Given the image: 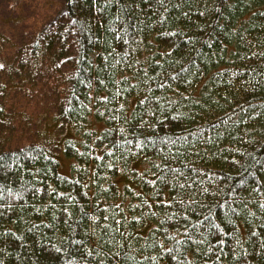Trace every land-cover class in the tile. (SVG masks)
<instances>
[{"label":"trees","instance_id":"1","mask_svg":"<svg viewBox=\"0 0 264 264\" xmlns=\"http://www.w3.org/2000/svg\"><path fill=\"white\" fill-rule=\"evenodd\" d=\"M135 3L60 0L0 44L6 95L62 122L0 138V264H264V0Z\"/></svg>","mask_w":264,"mask_h":264},{"label":"rangeland","instance_id":"2","mask_svg":"<svg viewBox=\"0 0 264 264\" xmlns=\"http://www.w3.org/2000/svg\"><path fill=\"white\" fill-rule=\"evenodd\" d=\"M13 1L16 0H0V32L11 38L13 45H5L6 40L0 38V44L4 45L6 52L16 51V47L23 42L27 32L36 26L38 20L54 12H58L60 0H20L19 4L13 5ZM9 19V20H8ZM10 21V22H9ZM9 47H11L9 49ZM5 52V53H6ZM1 74L8 72L6 65L0 69ZM10 88H15L5 85V79L0 80V106L3 101L11 99L12 106L9 108L8 105H4L2 118L5 115H11L14 123L11 122L6 124L4 120L0 118V138L3 136L8 137L12 135V139L8 143L4 144V147H13L26 145L29 143L41 142L53 139H59V134L56 135L58 126H62V122L57 120V109L49 107V100L47 102L39 103L38 97L31 98L26 92H20L12 90L11 96L6 95ZM36 96V95H34ZM30 100H32L30 102ZM36 103L39 105L37 106ZM7 141V140H6ZM3 147V148H4ZM5 149V148H4ZM62 171H69V164L65 159L62 160Z\"/></svg>","mask_w":264,"mask_h":264},{"label":"snow or ice","instance_id":"3","mask_svg":"<svg viewBox=\"0 0 264 264\" xmlns=\"http://www.w3.org/2000/svg\"><path fill=\"white\" fill-rule=\"evenodd\" d=\"M69 2H71V0H69ZM116 2L119 3V0H116ZM111 3H112V0H103V5L104 6H107V5L111 4ZM134 3H135V0H134ZM157 3H158L159 6H163L164 3H165V0H157ZM135 7L139 8V3H135ZM98 11H103V7L99 8ZM116 18L117 19H122V17H120V16H117ZM162 19H163V17H162ZM0 67H3V65L0 64ZM173 75L175 76V74H173ZM160 87H162V85ZM155 98L159 99V97H155ZM101 99H108V97H101ZM121 107H123V105H121ZM120 131L123 132L124 129L121 128ZM137 147H143V145L138 142L137 143ZM109 151H111V150L109 149ZM0 159H3V157L0 156ZM108 167H112V165L109 164ZM152 183H155V181H152ZM60 195H64V193H61ZM136 219H139V217H136ZM221 231H222V229H221ZM220 243H223V241H220ZM164 251L165 252H171V249L165 248ZM117 255H119V253H117ZM173 258L175 259V257H173Z\"/></svg>","mask_w":264,"mask_h":264}]
</instances>
